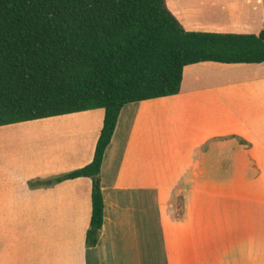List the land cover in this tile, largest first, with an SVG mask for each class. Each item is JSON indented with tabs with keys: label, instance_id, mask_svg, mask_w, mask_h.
<instances>
[{
	"label": "crops",
	"instance_id": "obj_1",
	"mask_svg": "<svg viewBox=\"0 0 264 264\" xmlns=\"http://www.w3.org/2000/svg\"><path fill=\"white\" fill-rule=\"evenodd\" d=\"M166 1L181 24L189 11L207 23L189 32L264 28V0L239 22L222 20V5ZM229 20L239 26L221 30ZM104 119L97 109L0 127V149L42 144L4 164L0 154V264H264V63L191 65L178 95L122 109L88 248L93 181L54 180L92 163Z\"/></svg>",
	"mask_w": 264,
	"mask_h": 264
},
{
	"label": "trees",
	"instance_id": "obj_2",
	"mask_svg": "<svg viewBox=\"0 0 264 264\" xmlns=\"http://www.w3.org/2000/svg\"><path fill=\"white\" fill-rule=\"evenodd\" d=\"M264 63L259 34L189 32L166 0H0V127L103 109L88 248L105 220L101 171L120 113L180 93L186 67Z\"/></svg>",
	"mask_w": 264,
	"mask_h": 264
},
{
	"label": "rangeland",
	"instance_id": "obj_3",
	"mask_svg": "<svg viewBox=\"0 0 264 264\" xmlns=\"http://www.w3.org/2000/svg\"><path fill=\"white\" fill-rule=\"evenodd\" d=\"M170 2H171V0H170ZM197 2L200 3V5L202 7H204L205 9H208V7L211 6L210 5L211 3H215V5H222L226 9V11H225L226 14L223 13L219 17H222V20L225 18L234 19L233 14H235V16L237 17L236 21H238V22L241 21V19L244 18L246 16V14H249V12H248L249 8L259 7V9H260V8H262V5H263L262 0H260V1L259 0H250V2H248L247 0H197ZM218 3H220V4H218ZM240 3L242 6H239ZM228 9H231V10H228ZM184 16H185V19L187 21H183L184 23H182V24L183 25L185 24L184 28H185V30L187 29V31L188 30L191 31L194 28L208 27L206 25L207 24L206 22H203V21L198 22V18L195 17L194 14H190V11H189V13H187V15H184ZM229 21H226L225 25L222 26L221 30L234 31L235 30L234 28L239 26V25H236L237 24L236 21H230V22ZM188 22H189V24H191V26L188 24ZM261 23H263V26H264V21ZM189 28H192V29H189ZM230 28H233V29H230ZM223 33H234V34H236L237 32H223ZM10 127H14V126H9V128ZM5 128H7V127H4L2 129H5ZM11 132H13V131H11ZM20 142H21L20 139H18L17 141H15L14 144H9V145L0 149V154H3L1 157L2 164L7 162V159H8L7 155H23V151H24L25 155L27 153H29V154L31 153L34 155L37 152H39L40 147H42V144H40L39 146L34 145V146H28V147H24V148H17L18 147L17 145H19L18 143H20Z\"/></svg>",
	"mask_w": 264,
	"mask_h": 264
}]
</instances>
